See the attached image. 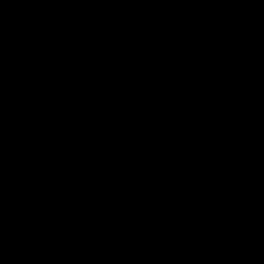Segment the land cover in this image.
<instances>
[{"label":"water","instance_id":"obj_1","mask_svg":"<svg viewBox=\"0 0 264 264\" xmlns=\"http://www.w3.org/2000/svg\"><path fill=\"white\" fill-rule=\"evenodd\" d=\"M219 1L208 0L196 30H178L166 1L157 0V16L150 15L146 9L138 19H126L118 41L98 39L97 51L108 48L114 58L113 63L124 61L125 67L115 75L101 71L85 80L82 86L93 93L84 100V112L73 120L62 122L59 128L72 135L85 119L111 111L124 99L123 108L129 112L144 118L165 119L178 128L170 140L153 139L140 167L131 174V180L125 172L94 176L96 182L112 184L105 200L89 203L82 197H76L71 184L63 181L55 187L49 202L21 203L19 213L34 237L46 241L54 235L68 234L80 228H113L143 217L155 200L156 175L150 159L157 156L169 162H180L179 155L189 145L181 129L186 123L203 118L200 125L190 124L191 128L201 132L202 149L191 165L183 169V179L169 184L168 188L188 196L201 197L207 193L216 205L228 209V222L212 228L204 219L195 217V225L186 230L141 231L136 237V255L128 264H264V236L255 229L245 231L241 215L243 204L264 212V198H255L258 190L264 193V181L255 191L243 195L239 185L229 178L227 171L235 157L236 142L235 129L225 123L227 114L219 110L211 115L209 109L187 100L186 86H164L142 75L145 71L159 70L175 73L181 79L199 75L185 62H173L162 67L167 60L161 54L207 48L209 40L205 38V28ZM55 3L56 0L37 1L39 6H46L49 13L54 10ZM38 31L37 45L18 55L9 68L11 75L0 77V110L47 99L54 85L44 81L57 74L69 73L74 64L87 55V48L78 37L57 42L51 37L52 29L44 23L38 26ZM146 53L149 55L143 57ZM147 61L155 66L147 64ZM13 77L38 83L5 87ZM142 89L154 91L158 101L143 100ZM179 94L183 96L181 101L170 107L163 105V99ZM31 264L59 263L52 255H36L32 257Z\"/></svg>","mask_w":264,"mask_h":264},{"label":"trees","instance_id":"obj_2","mask_svg":"<svg viewBox=\"0 0 264 264\" xmlns=\"http://www.w3.org/2000/svg\"><path fill=\"white\" fill-rule=\"evenodd\" d=\"M224 2L228 18L212 21L208 47L199 53L180 52L178 57L200 69H220L223 78L219 88L230 101V120L237 122L238 140L255 129L254 110L264 96V81L259 79L260 73H264V0ZM186 11L178 16L183 18ZM237 38L250 40L252 47L242 52ZM255 47L259 54L254 53ZM10 61L9 54H5L0 75L6 73ZM94 66L97 65L90 63L92 71L96 70ZM78 77L73 70L54 75L52 80L66 92ZM60 108L61 105L54 110ZM34 113L29 105L21 112L18 107L0 112V264H31L36 255H52L59 264H128L135 256L136 236L141 231L151 228L167 232L194 226L188 195L168 190L155 199L143 217L117 227L80 228L46 241L34 237L19 213L21 203L49 202L55 187L63 181H68L74 192L92 188L89 182L92 175H85L92 167L96 173L115 174L124 168H136L141 164L139 157L149 137L142 136L136 123L124 118L116 126L108 121L94 124L87 133L83 130L81 144L75 146L73 141L66 140L73 133L64 131L65 138L52 136V131L63 130L59 128L62 122L47 120L40 125L33 121ZM255 142L260 154L243 163L238 161L243 166L245 190L264 180V134L258 135ZM170 165L167 160L158 159L152 169L156 176H163ZM105 196L106 189L102 197Z\"/></svg>","mask_w":264,"mask_h":264},{"label":"rangeland","instance_id":"obj_3","mask_svg":"<svg viewBox=\"0 0 264 264\" xmlns=\"http://www.w3.org/2000/svg\"><path fill=\"white\" fill-rule=\"evenodd\" d=\"M165 1L167 7L174 15L177 14L181 16L182 12L187 9L183 20L179 24L174 22L176 27L184 30L191 29L193 26L197 25L208 5V0ZM146 9L149 11L150 15L154 17L157 16V0H62L60 6L58 7V11L53 14L47 13L42 8H38L36 11L31 10V12L27 14L28 16L25 18L19 16L15 11V8H13L12 10H14V13L12 15V19L17 20L18 24H23L25 30L19 31L17 25H15V22L12 19V28L8 26L9 28L6 27L0 29V65L3 64V57L5 54H9L11 58V61L8 63V69L6 73L0 75V77L11 75L9 68L18 55L23 51L22 49H14L13 46H16L15 43L19 42L20 39L30 42V39L32 40L35 35L34 26H39L43 22L44 16V18L48 19L51 23V26H53L55 29V34L51 35L55 41L64 42L67 34L75 35L79 37L80 42L87 48L88 52L83 60L74 64L73 70L77 71L79 77L73 87L69 86L66 92H63L62 89L59 88L55 82H53V76H51L44 81L54 85V89L50 96L45 100L29 103L26 105H29L31 111L35 112L33 115V121H37L40 125L47 123V120H50V123H60L73 120L84 112V100L93 93L92 90L82 86V83L87 79L99 75L101 71L107 72L110 75H115L125 67L124 62L113 63L114 58L110 56V51L108 48L101 52L97 51L96 45L98 38H104L111 42L118 41L121 35L122 26L126 22V19H138L142 12ZM74 12L78 13L76 17ZM227 18L228 12L225 8V2L224 0H220L217 3L216 11L210 17V21H214L215 19L224 21ZM235 41L240 43L242 47H252L250 40L237 38ZM175 62L183 61L177 57ZM90 63H95L97 65L94 66L96 69L95 71L90 69ZM142 74L145 77L153 78L156 82L164 86H186L188 90L187 100L191 101L193 104L201 106L202 108L208 109L205 96V92L208 89H206L207 84L205 82L201 83L200 81H196V79H181L175 73H170L172 75L170 77H166L169 73L167 72L164 74L162 70H160V72L145 71ZM36 83L38 82L17 80L13 77V79L8 84H6L5 87H22ZM196 86H199L198 91L202 92L200 98H197L193 93ZM152 92L154 94H152ZM68 93L72 95V97L66 95ZM141 98L149 102L158 101L156 93L152 90L145 91L142 89ZM182 99V95H175L171 98L163 99V105L165 107H170L174 102H179ZM125 101L126 99L120 101L114 109L103 115H100L96 118L85 119L79 130L73 131V136L66 140L73 141V145L79 146L82 141L80 134L83 130V132L87 133L90 127L94 124L108 121H110V123L112 122L113 126H116L120 124L122 119L129 118L133 123H136L139 131L141 130L142 136H149L145 142L146 147L139 157V160L142 163L145 153L151 146L153 139L157 138L164 141L170 140L178 127L165 119H156L152 117L144 118L137 115L136 113L129 112L127 109L123 108ZM26 105L18 107V111H23ZM59 105H61L62 108L59 110H54V108ZM202 121L203 118L196 119L193 122L186 123L181 129L182 136L189 142V145L184 149L183 153L179 155L180 162L177 160L173 162L167 161L171 165L165 168V173L163 176H156L153 189V196L155 199H157L160 195L166 194L168 190H171L168 188L169 184H175L177 181L182 180L184 176L183 169L189 167L191 163L197 158L198 153L202 149V136L200 130L191 128L190 124L196 123L200 125ZM255 124V129L249 134L248 137L241 136L238 138L237 146L235 148L236 156L233 160H231V167L227 171L229 178L239 185L243 195H247L255 191L261 183L260 182L254 188H247L245 190L243 184L245 183V178L242 176L243 166L241 164L245 160L254 159L253 157H256L260 154V149L255 141L258 135L264 134V128H262V126H264V122L261 124L259 121L258 124L256 122ZM139 131L137 132L138 134ZM157 158L162 159L157 156H153L150 159L151 167H153L154 161L158 160ZM238 161H242V163H239ZM140 165L141 164L132 170L124 168L122 172H125L127 178L131 180V174L137 170ZM116 173L118 174L119 172ZM94 174L105 175L111 173H96L92 167L87 170L85 175L88 176ZM74 191L75 190H72L73 194L78 196V198H93L94 195L99 194L100 190H92L91 187L88 186L77 190L76 192ZM255 198L257 200L264 198L263 190H258L256 192ZM188 201L190 202V206H192L191 212L193 218L199 217L204 219L209 223L210 227H220L228 222V209L225 206L216 205L207 193L201 197H197L195 195L188 196ZM241 214L244 217L243 227L245 228V231L255 229L260 235L264 236V212L257 208H251L248 204H243L241 208ZM148 231L153 230L150 228ZM134 257L131 260H133Z\"/></svg>","mask_w":264,"mask_h":264},{"label":"flooded vegetation","instance_id":"obj_4","mask_svg":"<svg viewBox=\"0 0 264 264\" xmlns=\"http://www.w3.org/2000/svg\"><path fill=\"white\" fill-rule=\"evenodd\" d=\"M37 1L38 0H0V29L6 28V27L7 28H9V27L12 28V24L13 23H12L11 19H12V15L14 13V10H12L13 8H15V11L17 12V14L19 16H21L22 18L27 17L28 16L27 14H29L31 12V10L32 11H36L38 8H42L47 13H49L48 12V8L46 6H41V5L39 6L37 4ZM45 1L52 2L54 0H45ZM61 1L62 0H56V3L54 5V10L52 12H50V13L53 14L56 11H58V7L60 6ZM172 15H173V13H172ZM75 17H76V15H75ZM201 19L202 18H200L198 23H197V25L193 26L190 30L198 29L199 25L201 23ZM12 20L15 22V25H17V28H18L19 31L25 30V27L23 26V24H18L17 20H14V19H12ZM182 20H183V18H181L178 15L177 16L175 15L172 18L173 23L176 22V23L179 24ZM43 23L46 24L48 27H50L52 29L51 35L55 34L54 27L51 26V23L49 22V20L44 18V16H43L42 24ZM211 23H212V21L209 20V24L205 28V37L208 38L209 41H211V35H210V32H209L210 27H211ZM176 28L178 30H184V29H181V28H178V27H176ZM34 31H35L34 38L32 40L30 39V42L20 39L19 42L15 43L16 46H13L14 49L25 50V49H29V48H32L35 45H37V43L35 42V39H36V37H37V35L39 33L37 25L34 26ZM74 37H77V36L67 34V37L65 38V41L70 39V38H74ZM102 39H104V38H102ZM243 40H245V39H243ZM109 42H111V41H109ZM97 44H98V42H97ZM248 49L249 48L242 47V50H243L242 52H246ZM201 51L202 50H199V51L173 50L168 55L161 54V56H163L167 60V62H166L167 64H171L172 62L176 61V58L180 55V52L199 53ZM254 53L255 54H259L260 53V52H257V47H255ZM148 55L149 54L146 53V54H144L143 57H146ZM166 63H164L162 65V67L166 66ZM147 64H150L151 66H155V64H152L151 61H147ZM192 67H194L197 70L198 74H199V75H197L196 77H193V78L196 79V81H200L201 83L205 82L207 84V89L209 91L205 93L206 104H207L208 109L211 112V115L214 114L216 111H219V110L220 111H224L227 114L225 123H232L231 126L235 129V142H236L235 143V148H236V146H237V139H236V136H237V133H236L237 122L235 120H233V121L230 120V110H229L230 101L226 99L225 94L223 92H221L220 88H219V81L223 78V74L221 73L220 69H205V70H201L197 66H192ZM158 72H160V70ZM165 73H167V72L164 71V74ZM168 73H171V72H168ZM187 79H189V78H187ZM259 79L264 81V73H260ZM198 88H199V86H196L195 90L193 91V93H194V95L197 98H200L201 97L200 95H202V92L198 91ZM258 102L259 103H258L257 107L254 110L255 115H256L255 122L258 124V122L260 121V123L262 124L264 122V96L261 97ZM216 107H218V108H216ZM262 128H264V126H262ZM51 133H52V136H58L59 138H65L66 137L64 135V130H56V131H52ZM235 156H236V152H235ZM97 175H99V174H97ZM97 175H92L89 178V182H91L90 184L93 185V187L91 188L92 190H93V188H97V189L100 190L99 194L94 195L93 198H91V197L90 198L83 197L89 203H95L96 201H99V200H105L108 197L109 192L111 190V185L112 184L110 182H106V181L96 182L95 181V179L93 177L97 176ZM100 175H104V174H100ZM108 188H109V191L106 192V196L103 198L102 196L104 194V191H101V189L102 190L106 189V191H107ZM76 197H78V196H76ZM194 225H195V223H194Z\"/></svg>","mask_w":264,"mask_h":264},{"label":"bare ground","instance_id":"obj_5","mask_svg":"<svg viewBox=\"0 0 264 264\" xmlns=\"http://www.w3.org/2000/svg\"><path fill=\"white\" fill-rule=\"evenodd\" d=\"M172 13V12H171ZM213 15V14H212ZM209 20H210V18H209ZM206 38V37H205ZM208 39V38H207ZM209 40V39H208ZM79 41H80V39H79ZM82 44V43H81ZM63 74V73H62ZM153 171V170H152ZM154 173V172H153ZM155 174V173H154ZM156 175V174H155ZM196 196V195H195ZM154 197V196H153ZM155 199V198H154ZM155 201V200H154ZM152 205V204H151ZM242 215V214H241ZM243 217V216H242ZM136 219V218H135ZM244 219V218H243ZM133 221V220H132Z\"/></svg>","mask_w":264,"mask_h":264}]
</instances>
